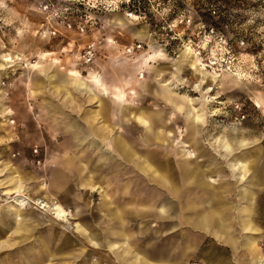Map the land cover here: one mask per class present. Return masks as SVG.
<instances>
[{"label": "rangeland", "instance_id": "1", "mask_svg": "<svg viewBox=\"0 0 264 264\" xmlns=\"http://www.w3.org/2000/svg\"><path fill=\"white\" fill-rule=\"evenodd\" d=\"M66 23H80L84 32ZM89 43L96 55L84 64L80 55ZM0 65V264H85L83 257L95 264L99 256L111 264L105 241L122 239L112 228L132 236L129 219L157 220V206L169 201L179 210L171 223L187 225L192 211L182 210L180 200L192 198L190 189L198 190L194 201L227 212L225 236L238 251L264 261V0H0ZM118 98L148 122L123 120L122 112H134L122 107L99 109V99L105 109ZM86 111L100 115L89 124L90 131L102 128L99 155L116 163V178L104 182L106 202L125 213L123 227L103 214L99 254L82 226L96 229L97 187L89 204L84 197L63 206L56 193H45L64 124L73 119L82 127ZM116 135L129 144L132 162L166 170L177 196L114 152ZM244 162L252 169L241 180ZM55 204L66 213L62 219L54 216ZM137 223L132 232L141 235L142 248L151 236ZM65 241L85 254L66 258ZM209 243L205 238L201 248Z\"/></svg>", "mask_w": 264, "mask_h": 264}, {"label": "crops", "instance_id": "2", "mask_svg": "<svg viewBox=\"0 0 264 264\" xmlns=\"http://www.w3.org/2000/svg\"><path fill=\"white\" fill-rule=\"evenodd\" d=\"M116 100L118 101H115V99H110L111 104L105 106V110L104 108L102 109V102L100 103L99 99L98 107L100 110H104L105 112L109 111L110 108L119 112L121 107L126 110H132L134 113L131 114L130 112H122V119H127V121H129L130 116H133L138 120L146 123L148 122L147 114H144L141 111L136 112L132 107L128 108L122 106V100L120 98ZM92 113H88L87 111L84 113L85 115L83 117V123L81 122L82 127H79L76 120L73 119H69V122L64 124V127L61 131L62 137L59 139L63 140V142L57 146V150H59L61 154L53 153L52 155H55L56 158H54L55 156L53 157L51 155V160L48 161L49 164H54L56 166L50 167V180L49 185L45 188V193L48 195L50 193H56L57 195H53L55 201H58L60 204L62 203L63 206H68L73 200L77 202V199L83 200L84 197L89 198V195H91L90 190L97 187V192L100 198L98 196L99 203L96 204L97 214L93 215L95 218L96 229L91 230L90 227L85 224H82V226L84 230L90 234V237L92 236L93 240L89 239V242L95 246L99 254L100 250L104 248L105 244L101 234L103 214L112 221L119 220L123 227L124 221L122 218L125 213L119 207H112L111 202H106V193L103 188L105 187L104 182H106V180L110 181L113 178H116L113 171V168L116 167V163L112 157L106 158L101 154L99 155L97 138L99 137L100 131L102 130L101 127L103 125L100 126V131H97L95 126L92 131L89 130L90 120L100 117L98 113L94 115H92ZM84 121H86V123H84ZM114 139V152L127 160L128 165L134 166V168L138 169L149 182H154L161 187H165L169 190L171 195L177 196L178 188L168 186L173 184V180L168 177L166 170H164L160 165L152 164L150 161L132 162L131 159L133 158L134 153L129 147V144L124 139H121L120 135H116ZM251 169L252 168L249 165V162L242 163L241 166L237 168V170L240 171L239 178L241 180L245 179ZM46 174L49 173L46 172ZM186 179H190V183L196 181L195 178ZM147 185L150 186L149 184ZM37 188L40 189V187ZM129 189L130 184L128 183V185H126L123 189L125 197L129 195V193H127ZM196 192H198V190L194 191V189H190L186 197L191 196L193 199L185 198L184 200H180V208H182V210L192 211L191 216L189 217L191 221L187 222V225L182 224L178 228V226H175V224L171 223V218H174L178 214L179 210L176 209L177 207H174L173 201H169L168 203L164 202L157 206V220L153 214H149L142 219H138L139 222L137 221V218L134 217L129 219L127 228L131 230L132 236L124 229L121 231H114L112 228L111 235L118 237V239H122L120 242L117 240L105 241L107 242L105 246L112 253L111 264H248L246 262L249 257L248 252L241 246V242L239 245L244 249V252L238 251L237 242L236 245L231 244L230 235L227 237L225 236V232H228L229 228L226 227L225 223L222 222V218L227 216V212L224 209H217L216 212L213 211L215 209L211 208V202H205L201 199H195L194 201V198L196 197L194 193ZM58 193H61L62 195L59 196ZM64 195L66 196V199L61 197H65ZM121 196L122 195H119V198H121ZM91 198L84 200L86 202L88 201L89 204V200ZM67 199H69V203H67ZM141 201L145 203L146 198L142 199ZM199 205L201 207L205 205V207H202L203 209H201ZM103 207L108 209L107 213L104 212ZM141 208H145L144 210L146 211L147 207H144L143 205ZM81 212L83 214L82 209ZM79 213L80 212H77L76 215ZM143 216L145 215L143 214ZM151 218H154V223H151ZM185 219L186 217H181V220ZM168 220L169 223H166ZM132 222H138V231L141 229V227H144L147 229V235L151 236L149 239H147V242H145L146 244H144L142 248L139 244H137L138 240H142L141 235H139L138 232L137 234L135 231L134 233L132 232L134 230L131 226ZM164 225L166 228H163ZM153 227L156 228V231L154 235H151L150 232L152 231L151 229ZM246 227L247 228L245 229H248V226ZM212 230H215V236L217 239L212 237V234L211 236L208 235L212 232ZM144 232H146V230ZM185 233H190V235L195 237L196 240L192 237L185 238ZM135 234L137 235V238L134 239L133 235ZM166 234H173L172 240H166L164 238ZM205 238L212 239L213 244L209 243L210 245L207 244V248H201L202 241ZM225 241H228V243H223ZM255 241L256 239L246 243L245 246L248 248V250L250 249V251H252ZM64 245L66 249H69L65 250L66 252L64 253V256L66 258H70V260H75V258H80L85 254L83 251L84 247L78 245L76 242L71 243L65 241ZM72 247H74V249H72ZM59 252L61 253V251H58L57 253ZM83 258L86 264L87 261L85 257ZM260 258V256L254 255L252 252H250L249 259L251 264H264L263 259ZM95 264H105L104 259L99 256V258H97V263ZM106 264L110 263L106 262Z\"/></svg>", "mask_w": 264, "mask_h": 264}, {"label": "built area", "instance_id": "3", "mask_svg": "<svg viewBox=\"0 0 264 264\" xmlns=\"http://www.w3.org/2000/svg\"><path fill=\"white\" fill-rule=\"evenodd\" d=\"M66 28L68 30H76L79 33H83L84 32V26L82 24H76L72 25L71 23H66ZM129 51V50H127ZM96 55V47L94 43H89L83 50H82V54L80 55L81 59H82V63L84 64H89L91 63Z\"/></svg>", "mask_w": 264, "mask_h": 264}, {"label": "bare ground", "instance_id": "4", "mask_svg": "<svg viewBox=\"0 0 264 264\" xmlns=\"http://www.w3.org/2000/svg\"><path fill=\"white\" fill-rule=\"evenodd\" d=\"M194 68V67H193ZM1 69H3V65H0V70ZM196 70V69H195ZM140 73H142V72H140ZM203 74V73H202ZM142 75H143V73H142ZM261 107V106H260ZM15 200H17V198L16 199H13L11 202H13V201H15ZM31 204H33V205H40L41 204V202H32ZM43 207H45V205L43 206ZM53 209H52V211H54V216H56L57 218H63V216L66 214L64 211H63V209H61L60 208V206H58V205H54V207H52ZM260 259H262V258H260Z\"/></svg>", "mask_w": 264, "mask_h": 264}]
</instances>
